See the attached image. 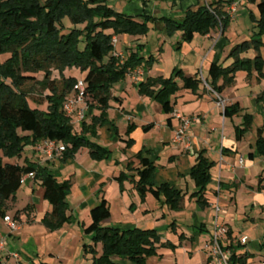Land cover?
<instances>
[{"label": "crops", "instance_id": "1", "mask_svg": "<svg viewBox=\"0 0 264 264\" xmlns=\"http://www.w3.org/2000/svg\"><path fill=\"white\" fill-rule=\"evenodd\" d=\"M112 1L108 0V4L110 5ZM120 1H123L120 12L128 16L146 14L155 18L179 19L186 9H196L217 0H144L145 5L142 0ZM221 1L224 2L221 11L228 18L223 35L220 30H216L205 36L196 34L190 42H181L179 33L169 37L161 30L162 23H152L149 25L148 33L153 32L149 40L151 43L148 44L149 53H144L147 52L146 45L140 36L112 37V50L109 56L115 58L118 64L124 63L128 55L135 52L143 58V63L140 67L129 69L124 80L111 88L113 100L109 101V108L103 113L105 121L97 129L95 138L87 137L90 141L110 150L108 159L100 161L92 159L88 148L85 147L75 151L64 162L58 159L49 160L34 149L29 156L22 153L24 156L21 154L12 161L3 158L6 163L22 164L21 166L35 163L48 167L58 181L69 183L70 189L65 202L66 214L71 217L69 223L54 230L45 225L43 220L51 212V206L43 199L44 191L40 182L26 174L21 185V188L25 187L22 192L25 203L17 205L19 208L14 212L19 189L4 206V216L19 223V230L10 233L3 218H0V236H4L5 241L9 238L20 240L27 227L40 224L42 228L39 232L44 234L47 231L52 235H58L56 245L73 234L76 238L73 252L79 255V239L85 241L86 238L90 243L85 245L93 246L91 236L84 233V229L91 223L89 212L105 200L110 217L102 226L115 227L119 230L138 228L156 231L162 247H158L156 255L147 258L144 264H207L206 248L210 242L214 204L218 199L221 209L218 222L226 229L222 246L230 254H235L232 264L264 262V181H262L264 157L258 156L255 152L257 138L259 135L264 136V131L260 134L258 132L260 129L264 130V79L255 71L247 73L239 70L234 73L233 82L221 93L227 102L225 106H235L238 110L228 117H224L223 111L217 107L204 87L205 80L210 79L208 72L210 65L217 63L226 68L233 64L231 50L249 41L246 39L249 36V28L241 30L239 22L241 19L249 20V13L257 18L258 12L255 4L248 3L242 7L243 0H231L235 4L228 7L227 1L230 0ZM254 25L251 23V28ZM231 26L234 36L230 38L227 33ZM243 37L244 40L238 43ZM138 46H142V50L137 51ZM151 52L157 53L154 55ZM257 54L251 47L239 57L252 60ZM149 57H152L153 61L146 64L145 61ZM203 69L205 73L202 72ZM74 71L73 68L63 74L65 77L82 80L85 73L77 70L79 73L77 77ZM174 72H181L186 77L199 78L202 82L196 91L180 89L171 100L173 112L164 114L156 101L138 94V84L147 78H168ZM239 75L242 76L241 83L237 80ZM218 84L221 85L222 81L220 80ZM178 85L182 86L180 81ZM255 87H258L256 89L258 92L254 91ZM74 95L75 91L71 89L65 100ZM44 104L43 111L47 107V104ZM95 105L89 95L85 104L80 105L85 108V122H89L92 116L101 115V111L95 108ZM29 106L41 110L38 105L32 106L29 103ZM178 116L192 118L193 122L183 141L174 144L172 141L174 130L180 122ZM246 117H249L250 122ZM68 118L74 132L79 133L80 122H75L73 116ZM132 125L134 129L126 135L127 127ZM236 128L246 131L238 138ZM127 140L132 141L128 147L125 144ZM200 154L214 163L205 193L207 203L205 206L190 197L195 192V187L189 178V172ZM137 155L156 167L152 179L155 187L167 184L183 195L178 209H171L149 193L141 198L131 178L122 182L118 180L121 172L127 176L135 175L133 170L140 167ZM128 163L132 164V169L127 168ZM115 210L116 218H113ZM27 237V240L22 241L24 246L32 241L30 235ZM24 246L17 249L12 248V245L8 249L4 246L0 251V264H8L10 260L7 259L12 254L18 255V259L12 260L18 264H49V260L45 259L47 257L51 258L52 262L57 261L60 264L71 259L62 248L57 251V256L55 249L42 253L37 248L27 251ZM83 246L81 248L83 264H92L93 259L102 253L101 244L94 247L95 257L89 253V248L84 249ZM10 251L15 253L10 254ZM3 259L6 261L3 262ZM112 262L134 264L118 258H114Z\"/></svg>", "mask_w": 264, "mask_h": 264}, {"label": "trees", "instance_id": "2", "mask_svg": "<svg viewBox=\"0 0 264 264\" xmlns=\"http://www.w3.org/2000/svg\"><path fill=\"white\" fill-rule=\"evenodd\" d=\"M247 2L256 5L259 17L255 18L249 13V21L255 24L253 28H257V32L251 36V41L243 42L231 50L230 56L234 59L231 66L223 68L217 63L210 65V79L205 80V83L218 96L233 82L236 71H255L264 79V60L259 54L252 60L239 57L251 47L258 52L264 45L261 40L264 35V0ZM142 3L145 5L144 0ZM223 4V1L217 0L196 9L188 8L181 18L175 19L155 18L146 14L128 16L115 11L108 0H0V55L7 54L6 60L0 64V218L5 215V203L21 188L23 176L32 174L33 180L39 181L43 188V199L51 206V212L43 223L54 230L71 221V217L66 214L65 202L69 183L58 181L48 167L35 163L21 166L6 163L3 158H19L25 146H35L46 139L65 146V151L58 158L61 162L83 147L88 148L94 160L109 158V149L87 137L95 138L97 129L105 121L103 113L109 108V101L113 100L111 88L124 80L129 69L140 67L143 63L138 52L130 53L122 64L110 57L113 36H146L150 31L149 25L158 22L162 23L161 30L167 36L179 33L181 42H190L196 34L205 36L216 30H220L223 35L228 24V18L221 11ZM140 50L142 46L137 47V51ZM152 61L153 58L149 57L145 63L150 64ZM73 68L85 73L82 81L86 94L92 97L95 108L101 111L99 117L92 116L89 122H85L84 117L80 122L79 133L74 132L70 119L63 111L65 97L78 81L74 77H65L63 73ZM53 72H57L58 79L52 78ZM40 73L43 78L39 82L34 75ZM220 80L221 85L218 84ZM28 82H37L43 93L48 92L40 102L47 104L45 111L29 106L28 97L22 90V86ZM201 82L199 78L174 72L168 78H147L138 84V94L156 101L164 114H171L173 96L180 89L196 91ZM236 112L235 106H225L223 109L224 117ZM246 119L250 122L249 117ZM246 126L248 128L249 124ZM133 129V125L128 126L126 135ZM244 131L246 129L236 128V136L239 138ZM262 131L260 129L259 134ZM131 143V140H127L126 147ZM255 152L264 157V136L259 135L257 138ZM136 159L140 167L133 170L135 175L127 176L121 172L118 180L122 182L131 178L141 198L149 193L171 209H178L183 195L167 184L155 187L152 179L156 167L140 155ZM213 165L200 154L189 172L195 187L190 197L203 206L207 205L205 193ZM130 167L132 169V164L128 163L127 168ZM89 216L91 223L84 233L91 236L93 246L84 245L83 248H89L93 257L97 244H101L102 249L101 255L94 258L92 264H115L112 262L114 258L144 264L147 258L156 255L158 247H162L155 230H119L102 226L110 217L105 200L91 209ZM234 260L235 254H230V264Z\"/></svg>", "mask_w": 264, "mask_h": 264}, {"label": "rangeland", "instance_id": "3", "mask_svg": "<svg viewBox=\"0 0 264 264\" xmlns=\"http://www.w3.org/2000/svg\"><path fill=\"white\" fill-rule=\"evenodd\" d=\"M239 1V0H238ZM122 2L123 1H120V0H113L112 2H111V4H110V6L115 10V11H118V12H120V11H122ZM227 5H226V7H228V6H230V5H234L235 3H233V1H227ZM226 4V3H225ZM248 5V2H247V0H243V4H242V7H243V5ZM225 7V6H224ZM241 8V7H240ZM256 17L258 18L259 17V14L258 13H256ZM66 22L68 23V24H70L67 20H66ZM239 25H240V29L241 30H246V29H248L249 28V36H247V40H249V41H251V36L254 34V32H257V28H251V23L249 22V20H247V21H244V20H240V22H239ZM232 27L233 26H231V28L229 29V32L227 33L228 35H229V37L231 38V37H233L234 36V34L232 33V31H231V29H232ZM250 28H251V30H250ZM254 31V32H253ZM152 32V31H151ZM151 32H150V34H148V35H146V36H140L142 39H143V44H145L146 46H145V48H146V51L147 52H144V53H149L150 52V48L148 47L149 45L148 44H150L151 42H149V40L152 38V34H151ZM153 33V32H152ZM217 33H218V31H217ZM261 38H262V41H264V35H262L261 36ZM234 39V38H233ZM244 40V37L243 38H241L240 40H239V42L238 43H240V42H242ZM235 41V40H234ZM260 50H258V54L261 56V58H262V60H264V45H261V47L259 48ZM167 50V49H166ZM167 52V51H166ZM151 53H153L154 55H156V53L157 52H151ZM146 56L148 57L149 56V54H146ZM167 56V55H166ZM6 58H7V54H2V55H0V64L1 63H3L5 60H6ZM202 72L203 73H205V69H203L202 70ZM73 73H75V75L77 76V77H79V73L77 72V69H75V71L73 72ZM35 76V78H36V80H38L39 82L42 80V78H43V74L42 73H40V74H36V75H34ZM52 78H58V75H57V73L56 72H54L53 74H52ZM242 79V76L241 75H239L238 76V83H241V80ZM204 87L206 88V90H207V92H209V95H211L212 96V98H213V100L217 103V101H218V99H217V96L216 95H214L211 91H210V89H209V87L207 86V85H205L204 84ZM256 89H258V87H255L254 88V91L255 92H258V90H256ZM22 90L26 93V95H27V97H28V100H29V103L33 106V104H35V105H38V107L39 108H41V110L42 109H44L45 107V102H43L42 104H40V102H42L44 99H43V96H44V93H43V91H42V89L40 88V86L37 84V82L36 83H33V82H28V83H26V84H24L23 86H22ZM45 94H48V92H45ZM220 99L221 100H223L224 102H223V106H225L226 105V101L224 100V97H222L221 95H220ZM218 107V106H217ZM219 109H221V106L220 107H218ZM192 119V118H191ZM19 134L20 135H23L22 133H20L19 132ZM33 149H34V146H32V145H27V146H25V148H24V151H23V154H25L26 156L28 155L29 156V153L31 152L32 153V151H33ZM35 150V149H34ZM22 154V156H24ZM39 154V153H38ZM10 161H12V159H10ZM22 165V164H21ZM24 190H25V187L23 186L22 188H20V190L17 192V194H16V197H17V204L15 205V209H14V212L16 211V209H18L19 208V206H21V203H25V199L22 197L23 195H22V192H24ZM111 191V190H110ZM110 191H108V193L110 192ZM30 196V195H29ZM110 198V197H109ZM24 201V202H23ZM113 202V201H112ZM17 205H19V206H17ZM23 205V204H22ZM13 211V210H12ZM114 211V210H113ZM14 212H10V213H14ZM117 211L115 210V212H113L114 214H113V218H116V213ZM19 224V223H18ZM20 225V224H19ZM40 228H42V226L40 227V224H37V225H33V226H31V227H27L26 228V230H25V234H24V236H21V238H20V240H13V239H11V238H9L8 239V241H5L4 242V246L8 249V248H10V246L12 245V248L14 247V248H21L22 246H24L23 245V242L25 241V239L26 238H28L27 237V235H30L31 236V239H32V241L27 245V246H24L25 247V249L27 250V251H33V249L34 248H37V250H39L40 252H42V251H49V250H51V249H55V255H57V251L60 249V248H62L63 249V251L65 250L66 251V255H69L68 257H70L71 259H69V262L68 261H66L65 263H63V264H83L82 263V260H81V258H82V253H81V248H82V246L83 245H85V244H87V243H90V241H87V239L85 238V241L84 240H80L79 239V241H80V245H79V249H78V251L80 252H78L79 253V255H77V254H74V248H75V246H76V238H75V236L73 235V234H71V235H69L68 237H66L64 240H61L60 242H59V244H57L56 245V236H58V235H52V233H48L47 231H45L44 232V234H43V232H39V229ZM23 233V232H22ZM4 237V236H3ZM82 237L84 238V235H82ZM81 238V237H80ZM24 240V241H23ZM27 240V239H26ZM23 241V242H22ZM34 244H35V246H34ZM37 246V247H36ZM9 251V250H8ZM10 254H12V253H15V251H10L9 252ZM18 253V252H17ZM43 253V252H42ZM65 253L63 252V255H64ZM7 255V254H6ZM5 256V255H4ZM58 256V255H57ZM45 259H47V260H49V264H60V263H58L57 261L56 262H52V260H50L49 259V257H47V258H45ZM7 260H10V262L8 263V264H18V263H16V262H14V261H12L13 260V258L12 257H10V258H8ZM6 261V259H3V262H5ZM51 261V262H50ZM81 261V263H79ZM62 264V263H61Z\"/></svg>", "mask_w": 264, "mask_h": 264}, {"label": "built area", "instance_id": "4", "mask_svg": "<svg viewBox=\"0 0 264 264\" xmlns=\"http://www.w3.org/2000/svg\"><path fill=\"white\" fill-rule=\"evenodd\" d=\"M73 89L75 91V95L65 100L63 111L67 117L73 116L74 121L78 123L81 122L85 117V108L80 107V105L85 104L88 94H86L85 85L82 80L77 81ZM211 92L216 95L213 91ZM216 96L218 99L216 105L218 107L221 106V110L223 111L225 107L223 106L224 101L220 99V96ZM178 119L180 122L174 130V136L172 140L174 144H179L183 141L184 135L193 122L192 119L182 116H178ZM34 149L37 153L51 160L60 158L65 151V146L60 142L46 139L36 144L34 146ZM29 177L33 179L32 174H29ZM24 180L25 179L22 178L21 183H23ZM220 210L221 209L217 199L214 204V219L211 225L210 242L206 248L207 264H230V253L224 250L222 247V240L226 235V229L218 222V214ZM3 222L10 233H14L19 230V224L14 219L8 216H4ZM4 242L5 237L0 236V251H2L4 248ZM11 257L14 259H18L17 254H12ZM261 264H264V262H262Z\"/></svg>", "mask_w": 264, "mask_h": 264}]
</instances>
